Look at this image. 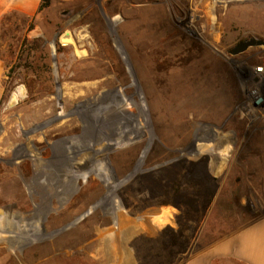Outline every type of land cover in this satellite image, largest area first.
<instances>
[{
  "label": "rangeland",
  "instance_id": "374dc122",
  "mask_svg": "<svg viewBox=\"0 0 264 264\" xmlns=\"http://www.w3.org/2000/svg\"><path fill=\"white\" fill-rule=\"evenodd\" d=\"M18 30L0 100V264L183 262L264 216V46L228 53L264 39V0H88ZM175 84L207 104L168 144L154 99ZM45 102L53 115L36 122ZM65 117L75 135L45 138Z\"/></svg>",
  "mask_w": 264,
  "mask_h": 264
},
{
  "label": "crops",
  "instance_id": "0c3cea01",
  "mask_svg": "<svg viewBox=\"0 0 264 264\" xmlns=\"http://www.w3.org/2000/svg\"><path fill=\"white\" fill-rule=\"evenodd\" d=\"M44 10L57 5L81 3L88 0H50ZM43 0H0V100L4 91L6 71L16 60L19 22L32 21L43 11ZM112 264H140L134 252ZM171 264H264V216L210 244L201 245L189 257Z\"/></svg>",
  "mask_w": 264,
  "mask_h": 264
},
{
  "label": "bare ground",
  "instance_id": "6f19581e",
  "mask_svg": "<svg viewBox=\"0 0 264 264\" xmlns=\"http://www.w3.org/2000/svg\"><path fill=\"white\" fill-rule=\"evenodd\" d=\"M61 40H62V42H65V43H68V44L69 43H72L73 42V39H72L71 33L70 32H67L64 35H62ZM256 70H257V72H264V68L261 67V66L256 67ZM175 86L177 87L176 88V93L174 95H170L172 97H169L167 99L160 98V100L159 99L157 100V98L154 99V100L157 101L158 105L160 106V110L162 112H164V113L167 114V117L165 119H163V123L161 125V132H162V135H163L165 141L168 144H172V143L177 142L178 136H180L183 133L184 127L186 126V125L184 126V122H185L184 120L185 119H188V117H194L195 116V113H192L190 111L197 110L198 112H200V111H202V108L204 107V103L206 102V104H207L206 99L203 101V98H201L202 91H201L200 86L194 87V86H192L190 84L189 85L187 84L185 86H181V84H175ZM24 94H25L24 88H20L19 91H18V93H15L14 94V100L15 101L18 100L19 96L20 95H24ZM78 98H79L78 95L77 96H74L73 93L72 94L71 93H67V95L64 97V99L67 100V106H65V108L67 109L69 106L73 105L74 102ZM49 105H50V102L49 103L45 102L44 104L38 105L37 110H36L37 111V114H35L36 117L33 120H35L37 122L40 119H43L44 117H47L49 115H53L52 114L53 111H52L51 108L45 111V109L47 107H49ZM67 118H69V119H66V117H65L58 125L54 126L53 127L54 128L53 131H49V130L46 131L45 132V138L48 137V136H50L53 132H55V133L58 132L59 134H57V136H67L68 135V137H70V138L72 136H74L75 133H76V131H77V129H78L77 120H76L75 117H71V118L70 117H67ZM189 122H190V120H189ZM183 134H185V133H183ZM72 139H74V138H72ZM136 147H137V144H132V146H128V147L119 149L118 151H120V150H126L127 151V150H129L131 148H136ZM214 147L215 146H213L212 149H215ZM170 148H171V146H170ZM45 154H46V152H45ZM36 161L38 162L39 159H36L35 162ZM195 165H197V164H195ZM190 166H192V165H190ZM197 166H195V167H197ZM198 169H200V168H198ZM86 173H89V172H86ZM86 173H84V174H86ZM190 173H191V171H190ZM84 174H83V176H84ZM206 174H208V172ZM80 175H82V173ZM95 179L93 178L92 179V182H94ZM192 183H194V182H192ZM218 183H214V184L213 183L212 184H209L208 183L209 184L208 185V184L203 183V180L200 181V179H199V183L198 184H195V185H197V187H195V188H197V189H207L208 188V189H213L214 190L215 187H217V189L220 188V186H217ZM94 186H96V185L94 184ZM89 194H91V193H84V194L81 193V194H78L74 198V200L71 201L72 202L71 204L73 205V203H76V202H78L80 200L81 201L82 200H85L86 203H87V201L89 202L90 201V198L93 195L89 199L84 197V196L89 195ZM19 203L20 202H18V204ZM66 213H67L66 210L58 211L54 215V217H58V216H61V215L66 214ZM76 231H77V229H74L73 231H71V234L74 233V232H76ZM124 232L125 231L122 230V231H116L114 233L116 235H118V237H120V235L123 236L125 234ZM87 233H89V231Z\"/></svg>",
  "mask_w": 264,
  "mask_h": 264
},
{
  "label": "water",
  "instance_id": "95a60500",
  "mask_svg": "<svg viewBox=\"0 0 264 264\" xmlns=\"http://www.w3.org/2000/svg\"><path fill=\"white\" fill-rule=\"evenodd\" d=\"M264 46V39L263 38H258V37H250L247 38L235 46H233L228 53L232 56H238L240 54L245 53L247 50L250 48H255V47H261Z\"/></svg>",
  "mask_w": 264,
  "mask_h": 264
},
{
  "label": "built area",
  "instance_id": "2783aa9c",
  "mask_svg": "<svg viewBox=\"0 0 264 264\" xmlns=\"http://www.w3.org/2000/svg\"><path fill=\"white\" fill-rule=\"evenodd\" d=\"M256 93H258L257 90L254 91V92H252V94H256ZM263 100H264V96L259 95V97H258V99H257L256 102H257V103H261ZM255 106H256V107H254V108H258L257 106H259V107H261L262 109H264V105L260 106V105L256 104Z\"/></svg>",
  "mask_w": 264,
  "mask_h": 264
},
{
  "label": "trees",
  "instance_id": "16d2710c",
  "mask_svg": "<svg viewBox=\"0 0 264 264\" xmlns=\"http://www.w3.org/2000/svg\"><path fill=\"white\" fill-rule=\"evenodd\" d=\"M51 1L50 0H43V4L41 6V11H43L46 7L50 5Z\"/></svg>",
  "mask_w": 264,
  "mask_h": 264
}]
</instances>
